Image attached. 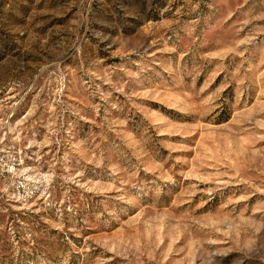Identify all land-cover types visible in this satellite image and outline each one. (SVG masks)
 I'll return each instance as SVG.
<instances>
[{
  "label": "rangeland",
  "instance_id": "1",
  "mask_svg": "<svg viewBox=\"0 0 264 264\" xmlns=\"http://www.w3.org/2000/svg\"><path fill=\"white\" fill-rule=\"evenodd\" d=\"M0 264H264V0H0Z\"/></svg>",
  "mask_w": 264,
  "mask_h": 264
}]
</instances>
